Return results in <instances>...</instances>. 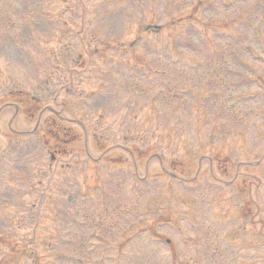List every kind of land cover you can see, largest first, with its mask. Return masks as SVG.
I'll return each instance as SVG.
<instances>
[{"label":"rangeland","instance_id":"1","mask_svg":"<svg viewBox=\"0 0 264 264\" xmlns=\"http://www.w3.org/2000/svg\"><path fill=\"white\" fill-rule=\"evenodd\" d=\"M13 1L0 0V112L8 103L23 112L13 120L12 106L0 118V236H12L0 242V259L9 255L14 239L32 244L34 236L38 264H70L69 258L84 264H264V245L254 241L264 228V64L246 48L263 55L264 45L253 46L250 27L259 22L251 18L253 1L241 3L235 15L226 11L234 21L231 37L214 44L210 34L205 39L189 32L217 23L209 18L218 14L219 0H80L77 39L89 20L93 34L108 39L109 47L117 44L99 55L107 56L105 65L99 57L85 58L82 44L70 50L68 39L57 40L68 34V24L54 28L55 38L37 27L36 37L16 31L20 21L10 14L20 7ZM258 2L264 6V0ZM150 21L170 23L161 37L178 33L188 42H179L178 49L188 56L174 44L167 54L159 36L141 35ZM225 29L223 23L215 30ZM129 47L132 55L117 53ZM171 56L182 66H170ZM87 64L94 71H77ZM41 68L52 73L46 82L37 81ZM160 69L168 72V83L159 74L151 84L131 78L134 70L149 76ZM84 97H90L89 105H83ZM32 98L43 101L39 108ZM46 106L81 121L91 156L103 158L98 165L76 159L83 134L72 124L63 125L68 136L62 140H53L57 134L12 135L11 120L14 129L33 131ZM75 134L79 141L69 137ZM57 145L67 154L55 153L52 162L49 149ZM6 181L7 186L1 183ZM95 234L99 238L92 240ZM50 236L58 238L57 247L48 246ZM92 243L98 249L88 252Z\"/></svg>","mask_w":264,"mask_h":264},{"label":"trees","instance_id":"2","mask_svg":"<svg viewBox=\"0 0 264 264\" xmlns=\"http://www.w3.org/2000/svg\"><path fill=\"white\" fill-rule=\"evenodd\" d=\"M158 29H155V32H157Z\"/></svg>","mask_w":264,"mask_h":264}]
</instances>
